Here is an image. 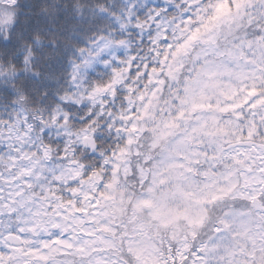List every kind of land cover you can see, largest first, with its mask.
<instances>
[{
	"label": "snow or ice",
	"instance_id": "obj_1",
	"mask_svg": "<svg viewBox=\"0 0 264 264\" xmlns=\"http://www.w3.org/2000/svg\"><path fill=\"white\" fill-rule=\"evenodd\" d=\"M0 264H264V0H0Z\"/></svg>",
	"mask_w": 264,
	"mask_h": 264
}]
</instances>
